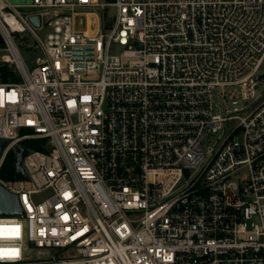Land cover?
I'll use <instances>...</instances> for the list:
<instances>
[{"label":"built area","instance_id":"obj_1","mask_svg":"<svg viewBox=\"0 0 264 264\" xmlns=\"http://www.w3.org/2000/svg\"><path fill=\"white\" fill-rule=\"evenodd\" d=\"M0 36V169L44 149L0 264H264V0H0Z\"/></svg>","mask_w":264,"mask_h":264},{"label":"water","instance_id":"obj_2","mask_svg":"<svg viewBox=\"0 0 264 264\" xmlns=\"http://www.w3.org/2000/svg\"><path fill=\"white\" fill-rule=\"evenodd\" d=\"M30 0H17V2H29ZM85 16L77 17V28H85ZM32 22L36 26H40V18L32 17ZM3 43V39L0 36V44ZM81 48H75V59H81ZM93 48H88L87 58H93ZM264 76H259L258 79H263ZM8 145L7 140H0V161L3 156L4 150ZM32 150L19 145L16 147V163H15V181H28L29 177L24 169V160L32 154ZM24 215V211L19 202V196L10 192L7 188L0 184V217H14Z\"/></svg>","mask_w":264,"mask_h":264},{"label":"rangeland","instance_id":"obj_3","mask_svg":"<svg viewBox=\"0 0 264 264\" xmlns=\"http://www.w3.org/2000/svg\"><path fill=\"white\" fill-rule=\"evenodd\" d=\"M10 1L13 2V3L17 2V0H10ZM102 1L103 2H106L108 0H102ZM109 18H111V15H110ZM21 51H22V55H23V57H24L27 65H28V67L33 68L34 67V63H33L32 54L29 53V51H28V49L26 48L25 45H22L21 46ZM113 52L116 53V54H119L121 52V50L117 46V47H114ZM257 96L260 97V98H262L264 96V79H262V80L259 81V87L257 89ZM245 106H246L245 103H239L238 105H231L230 109L232 111H234L236 108H238V110H240V109L244 108ZM211 143H212V140H208L204 145H205V147H207ZM24 145L26 147H28V145L34 146V147L35 146H40L41 147L43 145V141H41V140H35V139L34 140H29V141H26L24 143ZM2 179L5 180V181H14L15 180V177L14 176L12 177L10 175L9 171L7 170V171H5L4 177ZM45 196L46 195H40L39 198L42 199Z\"/></svg>","mask_w":264,"mask_h":264},{"label":"trees","instance_id":"obj_4","mask_svg":"<svg viewBox=\"0 0 264 264\" xmlns=\"http://www.w3.org/2000/svg\"><path fill=\"white\" fill-rule=\"evenodd\" d=\"M28 148L31 150H34V151L44 150L42 146L41 147L40 146L34 147V146L28 145ZM15 163H16V154H15V152H10L7 155L5 161H4V163L0 169V179H2L4 177V173L7 170L9 171V173L12 177L14 176V174H15Z\"/></svg>","mask_w":264,"mask_h":264}]
</instances>
